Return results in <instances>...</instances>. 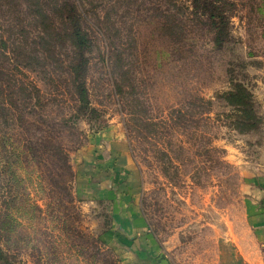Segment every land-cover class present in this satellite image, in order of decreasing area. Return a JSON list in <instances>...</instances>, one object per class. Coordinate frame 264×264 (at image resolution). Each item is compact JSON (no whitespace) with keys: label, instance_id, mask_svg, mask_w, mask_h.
<instances>
[{"label":"rangeland","instance_id":"rangeland-1","mask_svg":"<svg viewBox=\"0 0 264 264\" xmlns=\"http://www.w3.org/2000/svg\"><path fill=\"white\" fill-rule=\"evenodd\" d=\"M70 1L91 41L93 112L74 92L68 36L40 40L46 26L68 34L64 0H0V249L9 258L0 264H123L154 247L169 264L257 258L264 0ZM231 80L252 94L257 131L229 126L216 97ZM109 138L131 163L125 203L140 213V236L115 229L126 205L104 194L114 191V166L92 160Z\"/></svg>","mask_w":264,"mask_h":264},{"label":"trees","instance_id":"trees-1","mask_svg":"<svg viewBox=\"0 0 264 264\" xmlns=\"http://www.w3.org/2000/svg\"><path fill=\"white\" fill-rule=\"evenodd\" d=\"M195 3H200V0H195ZM57 6V5H56ZM59 7V6H57ZM59 9V8H58ZM63 10H67L65 17L68 23V34L62 29V34L50 32L51 27L46 26L40 34V40L44 43H55L56 39L68 36L70 43L73 47L72 54L75 58H71L69 70L73 79V88L77 96L80 107L86 108L90 112L93 109L89 108L88 91L85 85V73L87 66V52L91 48V41L86 33L82 30L81 21L82 17L77 12L76 4L70 0H64L62 6ZM209 20L215 21L217 19L216 13L212 8H208L204 14ZM41 21L44 22L48 19L46 15L38 13L37 15ZM218 32L222 31V26L216 23ZM62 35V36H61ZM72 61V62H71ZM231 86L228 91L217 95V100L227 106L231 111L229 118V126L240 133H248L257 131L262 126V117L257 111V106L252 94L248 89L238 81L231 80ZM9 261L8 255L0 249V262L6 263Z\"/></svg>","mask_w":264,"mask_h":264},{"label":"crops","instance_id":"crops-1","mask_svg":"<svg viewBox=\"0 0 264 264\" xmlns=\"http://www.w3.org/2000/svg\"><path fill=\"white\" fill-rule=\"evenodd\" d=\"M92 160L99 161L102 165V168H106L109 165H113L114 171L116 173L113 187L114 191H105L106 196H112V194H117L121 196L122 203L126 205V199H131L134 192L133 186V177L131 174L126 175V178L123 172L126 169L131 170V163L129 157L124 151V147L120 142H116L114 139H106V143L100 145L99 150L93 155ZM116 207L115 210V225L119 231V234H135L140 236L144 234L145 226L143 225L142 218L139 211L135 206H123ZM254 226H255V237L257 239V246L259 253L257 252V258L250 259L248 263H238V264H264V213L256 214L254 217ZM148 248V245H147ZM124 250V249H123ZM151 254V256H150ZM146 258L139 259L137 261L127 260L124 258L123 264H169L166 258L159 257L157 255L156 247L153 248V251ZM228 264H236L234 261L229 262Z\"/></svg>","mask_w":264,"mask_h":264},{"label":"water","instance_id":"water-1","mask_svg":"<svg viewBox=\"0 0 264 264\" xmlns=\"http://www.w3.org/2000/svg\"><path fill=\"white\" fill-rule=\"evenodd\" d=\"M150 256H151V254H150Z\"/></svg>","mask_w":264,"mask_h":264}]
</instances>
